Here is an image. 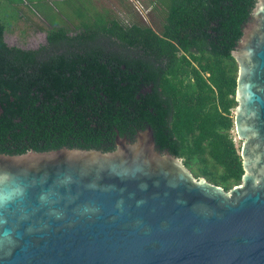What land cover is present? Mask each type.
Segmentation results:
<instances>
[{"label":"trees","instance_id":"obj_1","mask_svg":"<svg viewBox=\"0 0 264 264\" xmlns=\"http://www.w3.org/2000/svg\"><path fill=\"white\" fill-rule=\"evenodd\" d=\"M59 1L74 4L73 18L59 13L36 50L8 46L0 18V155L110 153L116 136L134 142L150 127L158 151L194 178L226 192L241 185L232 53L258 0H152L157 30L131 13L87 12L91 0ZM22 3L0 7L22 21Z\"/></svg>","mask_w":264,"mask_h":264},{"label":"water","instance_id":"obj_2","mask_svg":"<svg viewBox=\"0 0 264 264\" xmlns=\"http://www.w3.org/2000/svg\"><path fill=\"white\" fill-rule=\"evenodd\" d=\"M232 53L241 185L226 192L158 151L0 155V264H264V0Z\"/></svg>","mask_w":264,"mask_h":264},{"label":"rangeland","instance_id":"obj_3","mask_svg":"<svg viewBox=\"0 0 264 264\" xmlns=\"http://www.w3.org/2000/svg\"><path fill=\"white\" fill-rule=\"evenodd\" d=\"M41 1L42 4L37 5L35 8L34 5L38 2L31 5L27 3V0H23L22 6L18 7V9L23 11V14H20L23 18L22 21H19L17 17L18 11L16 8H13L12 11L2 10L1 7L5 6V2L1 1L0 18L6 21L8 27V31L5 35V41L8 46L19 47L25 50H36L46 43V32L54 26L61 25L62 20L58 15L59 13L73 18L74 11L71 8L74 6L73 3L70 6L67 1L65 3L64 1L61 2L59 0ZM151 1L152 0H91V5L95 10L93 11L91 9V11L87 12L93 13L96 10L119 11L126 20H129V15H127V13H131L143 24L157 30L160 18L156 11H154ZM81 2L86 4L85 0H80L79 3ZM89 6L90 5L87 6L88 9ZM44 15H47L49 19L44 17ZM25 16H28L29 18ZM232 137L235 144L238 147H241V143L239 142L235 131L232 132Z\"/></svg>","mask_w":264,"mask_h":264},{"label":"flooded vegetation","instance_id":"obj_4","mask_svg":"<svg viewBox=\"0 0 264 264\" xmlns=\"http://www.w3.org/2000/svg\"><path fill=\"white\" fill-rule=\"evenodd\" d=\"M252 12H253V11H251V15H249L247 21L243 24V28H244L248 23L251 22ZM129 141H130V140H129ZM240 148H241V147H240Z\"/></svg>","mask_w":264,"mask_h":264}]
</instances>
